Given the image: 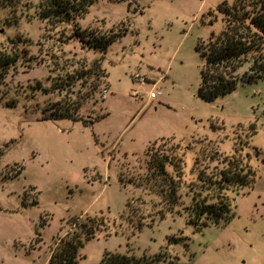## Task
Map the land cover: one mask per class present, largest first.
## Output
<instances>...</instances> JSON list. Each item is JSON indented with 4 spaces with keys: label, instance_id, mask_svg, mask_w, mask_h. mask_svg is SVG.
Masks as SVG:
<instances>
[{
    "label": "rangeland",
    "instance_id": "1",
    "mask_svg": "<svg viewBox=\"0 0 264 264\" xmlns=\"http://www.w3.org/2000/svg\"><path fill=\"white\" fill-rule=\"evenodd\" d=\"M42 1L0 0V52L28 53L0 86V264H48L59 238L73 230L70 220L100 212L107 231L85 244L78 264H101L106 253L119 264H264V78L240 82L213 103L198 96V47L223 29L218 6L235 0H99L80 28L127 31L104 54L68 40L70 27L41 22ZM29 57L37 63L28 66ZM94 68L99 77L46 91L48 79L61 83ZM154 88L162 94L150 101ZM88 94L80 117L107 115L93 126L50 109ZM156 139L155 150L185 151L186 185L196 179V158L206 162L212 150L250 155L256 183L229 193L231 220L196 230L177 215L147 226L159 199L148 197L141 177Z\"/></svg>",
    "mask_w": 264,
    "mask_h": 264
},
{
    "label": "trees",
    "instance_id": "2",
    "mask_svg": "<svg viewBox=\"0 0 264 264\" xmlns=\"http://www.w3.org/2000/svg\"><path fill=\"white\" fill-rule=\"evenodd\" d=\"M98 1L44 0L38 6V17L41 22L51 23L54 27L60 25L70 27L72 33L68 40L77 41L82 47L104 54L112 44L123 38L127 31L100 35L80 28L78 20L84 19L90 8ZM137 1L116 0L119 3L126 2L128 5ZM217 11L223 16V29L219 33L213 32L208 40L198 47L203 60L198 96L208 103L233 93L240 82L252 83L264 78V0H235L231 6L224 1L218 6ZM16 43L20 44L21 41ZM16 53L0 52V86L4 84L10 71L15 69L28 54L27 51L19 48ZM25 63L33 66L37 63V59L29 57ZM248 63H250L249 69L241 73V69ZM95 71L94 68L93 72L79 73L77 76L75 72V75H67L61 83L57 82L58 77L48 79L51 81V87L46 91L66 92L71 89V82L76 78V81L82 80L91 74L99 77ZM89 97L90 94L80 97V101L70 106L56 103L50 109L57 117L73 121L82 120L85 125L93 126L107 115L90 120L80 117L82 101ZM156 145L157 139L152 144V151L147 154L148 173L141 177V186L145 187L148 197L159 199L158 203L152 205L148 216L150 218L148 227L169 216L177 215H185L188 224L196 230L212 225L219 226L235 216L229 193H239L256 183L257 173L249 164V154L242 156L235 151L231 156H225L215 149L206 162L196 158L192 169L196 179L186 185L185 151H182L179 145L165 149L159 147L155 150ZM192 148L187 146L185 150L191 151ZM16 176L18 177V173ZM183 188L187 189L185 197L190 199L188 204L181 194ZM33 205H37V202L35 201ZM127 207L129 208L130 205L127 204ZM80 218L70 220L73 230L59 238L48 264H78L80 250L85 244L97 234L106 233L108 219L104 217L103 212L94 218L87 217L84 222ZM143 227V223H139L137 228L141 230ZM118 260H120L118 256L106 253L101 264H119Z\"/></svg>",
    "mask_w": 264,
    "mask_h": 264
},
{
    "label": "built area",
    "instance_id": "3",
    "mask_svg": "<svg viewBox=\"0 0 264 264\" xmlns=\"http://www.w3.org/2000/svg\"><path fill=\"white\" fill-rule=\"evenodd\" d=\"M141 81H142L141 82L142 84H146V81L144 79H142ZM107 92H108L107 90L103 91L104 94H107ZM161 94H162V92L160 90L154 88L152 91L149 92L148 100L154 101V100L158 99L159 96H161Z\"/></svg>",
    "mask_w": 264,
    "mask_h": 264
}]
</instances>
